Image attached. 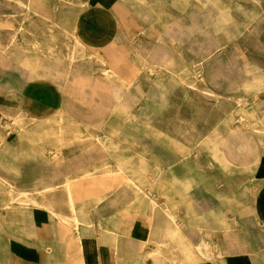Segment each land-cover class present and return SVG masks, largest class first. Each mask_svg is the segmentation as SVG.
I'll return each instance as SVG.
<instances>
[{
	"label": "rangeland",
	"instance_id": "obj_1",
	"mask_svg": "<svg viewBox=\"0 0 264 264\" xmlns=\"http://www.w3.org/2000/svg\"><path fill=\"white\" fill-rule=\"evenodd\" d=\"M30 1L6 0V20L0 23V28H7V43L0 47V65L17 68L28 80L37 76L53 78L52 81L63 78L65 86L70 81L74 88L70 87L69 98L74 104L82 103L80 99L97 97L101 92L110 100L109 104L103 105L104 108L117 110L124 116L134 114L137 120L124 122L137 126L129 128L132 133L129 135H120L119 129L116 133L108 132L101 137L103 145L84 143L88 131L82 126L36 128L46 131L45 134L51 130L53 133L47 134L48 137L29 139L22 152L38 146L44 151L79 150L88 153L103 147L106 154H110L90 160L94 162L93 168L83 166L82 160L55 163L77 164L73 165L78 173L76 180L101 175L98 180L106 181L101 184L104 199L107 189L108 195L117 193L120 207L127 211L152 210L158 203L166 202L165 211L173 222L182 220L195 224L211 216L229 219L236 215L237 208L244 201L252 200L253 191L248 189L254 185L257 164L264 153V0H176L167 1V10L144 5L137 9L135 31L123 29V36L117 34L108 46L102 48L86 47L80 42L77 51L70 53L69 47L64 50L16 46L20 40L31 44L24 40L32 37L39 41L34 42L35 45H47L48 41L52 44L61 36V23L53 24L51 16L30 6ZM48 1L67 9L84 7L80 0ZM256 2L262 6H255ZM37 17L38 22L29 24ZM210 40L216 47L215 53L199 52V49L208 48ZM107 48L114 50L117 62H109L110 57L104 50ZM92 56H100L102 61L93 60ZM196 60L206 66L202 76L194 79L195 84L201 83L206 88L199 91L201 98L194 94L192 85L177 78L184 64ZM78 62L86 66L79 67ZM150 64L160 70L150 71ZM130 65L138 70L130 69ZM116 67L121 71L117 72ZM89 73L91 82L83 84L81 77L90 76ZM118 75L123 77L121 81L127 86L119 85L114 78ZM245 81L253 92H247ZM245 95L260 102L244 107L255 134L237 133L239 129L235 127L226 132L230 123L238 125V116L242 113L238 100ZM75 116L70 114L68 117L66 113L63 116L57 112L49 119H85ZM231 116L235 117L234 121L228 120ZM0 118L7 120L8 124L3 129L9 134H0V145H4L14 136V127H9L23 130L25 121L32 117L25 115L19 106L16 113H2ZM231 136L241 141L229 144ZM100 161L104 164L102 169H98ZM121 174L144 183L141 199L129 185L119 184ZM149 175L152 180L148 179ZM2 182L7 185V202L1 203L0 222L6 231H11L2 213L12 210L10 206L14 205L20 210L30 209L32 204L37 205L36 200L31 201L32 194L42 197L48 191H17L12 180L0 178ZM71 187L66 184L70 197ZM15 262L9 254L3 252L0 255V264Z\"/></svg>",
	"mask_w": 264,
	"mask_h": 264
},
{
	"label": "crops",
	"instance_id": "obj_2",
	"mask_svg": "<svg viewBox=\"0 0 264 264\" xmlns=\"http://www.w3.org/2000/svg\"><path fill=\"white\" fill-rule=\"evenodd\" d=\"M80 1L84 7L64 8L63 12L68 20L76 21L81 42L90 48L108 46L127 19L132 26L136 25L137 9L144 7L142 0ZM148 1L153 8L167 10V1L176 0ZM170 10L173 11L172 6ZM5 20L6 0H0V23ZM38 20L33 18L29 24ZM24 41L31 44L20 40L16 46H67L62 39L53 40L52 44L48 41L47 45H33L39 42L33 37ZM6 43L7 28H0V47ZM60 86L62 83L50 79L28 80L17 68L0 65V115L16 113L20 106L25 115L32 117L21 130L24 142L15 129L14 136L5 142H10L14 151L7 152L5 144L0 145V178L12 180L17 191H48L42 197L32 194L31 201L36 200L37 205L32 204L30 209L20 210L14 205L10 206L14 210L2 213L11 231L7 232L0 222V255L9 254L16 264H264V153L256 168L254 185L248 189L253 191L252 200L244 201L229 219L211 216L195 224L173 222L165 211L166 202L158 203L157 211H127L120 207L117 193L108 195L107 189L104 199L102 182L98 180L101 175L76 180L77 164L55 163L82 160L83 166L93 168L94 162L90 160L100 158L97 151H44L37 146L22 152V145L29 138L35 140L36 134L43 133L38 138H44L53 133L51 130L45 134L46 131L36 128L97 126L96 120L69 109ZM57 112L85 119H49ZM6 121L0 118V134L8 133L3 129ZM84 143L89 144L85 140ZM66 184L73 187L69 189L73 191L72 197ZM26 185L30 188H24ZM6 192V183H0V206L7 202Z\"/></svg>",
	"mask_w": 264,
	"mask_h": 264
},
{
	"label": "bare ground",
	"instance_id": "obj_3",
	"mask_svg": "<svg viewBox=\"0 0 264 264\" xmlns=\"http://www.w3.org/2000/svg\"><path fill=\"white\" fill-rule=\"evenodd\" d=\"M141 2L147 8L150 7L148 5L149 4L148 0H142ZM253 3H254V1H253ZM254 5L258 6V7L262 6V4L258 3V2H256ZM30 6H33V7H36V8L38 7L44 14H46L47 16H51V18L53 20V22H52L53 24L61 23V27L59 28V33H60L61 36H60L59 39L65 40V44L67 46L64 47V50L68 49V47H69L70 51L68 53H70L71 51L72 52H76L77 51V46H79V44L81 42V38H80V35L77 33L76 21L73 22V21H70V20L66 19V17H67L66 13L63 12L64 6L57 5V4L56 5L52 4L48 0H32V1H30ZM123 26L124 27H120V29H119V33H118L119 37L123 36V34H122L123 28L126 31L133 32V31H135L134 27L136 25H133V27H132V23H130L129 20L127 19L126 23ZM53 36H54V34H52L51 37H53ZM33 38L35 39V37H33ZM209 42L210 43L208 45V48H205L206 50L199 49L198 51L199 52H206V55L215 53V49H216L215 45H213L212 40H210ZM33 45H35V43H33ZM39 47L40 46H38V48ZM104 50H105V52L108 53V56L110 57V61H109L110 63H114V62L118 61V59H115L116 57L113 56V53H114L113 49L107 48V49H104ZM93 57H95V56H92V58ZM93 60L101 62L102 58L100 56H98L97 58H93ZM198 62H199V60H196L194 62H190V63L187 62L186 64H184L181 67V74L177 75V78H178L179 81H183L186 84L192 85L195 88L194 89V94H197V96L199 98H201L202 97V93L199 92V91H203L206 88H204L201 83L195 84L194 83V79H197L200 76H202V73H203V71H204L206 66H205V64L198 63ZM83 64L84 63L81 64L80 62H78L76 65L81 67ZM70 68H71V66H70ZM129 68L132 69V70H138V68H136V67H134L132 65H130ZM148 69L150 71L160 70L159 67H155L152 64H150L148 66ZM115 70L117 72H120L121 68L120 67H116ZM172 71L174 72V70H172ZM84 73H88V72H84ZM190 73H192V75H189ZM86 77H81V79L84 80L83 84H87L86 82H88V81L91 82V80H92V75L91 74H90V76L87 75ZM109 77L110 76H107V78H109ZM114 78L117 80V82H119L120 86H123V87L127 86V83H124L123 81H121V79H123V77H121L120 75H118V76H116ZM33 79L34 80H36V79L37 80H43V79H47V77L37 76V78H33ZM50 79L53 80V78H50ZM67 79L68 78H66V80ZM58 81L60 83H62V85H63V86H60L61 88L59 90L61 92L63 100L68 105L69 109L72 110V111L79 112L82 116H87L88 119H90V120H96L98 122L96 124L97 126L84 128L85 130L88 131L85 134V137L88 136V138H86V140H85L86 142H88L89 144L98 143V144L103 145L104 142H103V138H101V137L103 135H105V134H108V132H112V133L115 132L116 133V132H118V129H119L120 135L132 134L131 132H129L130 131L129 128L130 127H135V126H137V124L124 122V120L125 121H130V122L137 120V117L134 114L133 115L127 114V115L124 116V115L120 114L117 110H116L117 111L116 112V111H114L112 109L104 108L103 105L109 104L110 100L108 99V97H106L107 95H103V93H101V92L98 93L97 97H93L90 100L80 99L79 101L82 102V103L74 104V101L72 100V98L71 97H70L71 99L69 98V95H70L69 90H70V87L74 88L73 85L69 84V82H70L69 81L67 83L68 86L67 85L65 86L66 83H65V81H63V78H59ZM74 81L79 82L78 79H75ZM103 81L104 80H102L101 82L103 83ZM52 82H54V81H52ZM98 82H100V81H98ZM244 84H245V88H246L248 93L253 92L252 87L250 86V84L247 83V81H245ZM72 90L75 91V89H72ZM185 90H187V89H185ZM83 94H85V93H83ZM254 100H255L254 98L251 99V98L247 97L246 95L243 98L238 100L239 105H240V109L242 110V113L238 116V118H239L238 125L236 126V125H232L230 123L231 126L228 129L225 130L226 132L233 131L232 129L235 127L237 129H239V130H237V133L238 132H242L243 134H248L250 136L255 134L253 132L254 131V127H252V123L248 119V116L246 114L247 110L244 108L248 104H250V105L251 104H254V105L255 104H260L259 101H255L254 102ZM91 102H93L92 105L88 104V103H91ZM95 102H96V104H95ZM90 113L92 115H90ZM33 118H36V117H33ZM44 118H47V117H44ZM234 119H235L234 116H231V117L228 118L229 121H234ZM118 121H120V122L118 123ZM6 126H8L7 123H6ZM14 129L16 131V134L19 136L20 140L24 142V138H23L24 135H22L21 129H19V127H14ZM99 131H100V133L102 135L99 133ZM232 133H234V132H232ZM41 134H43V133L36 134L35 136H37V137H34V138H38V136L40 137ZM230 138L231 139L228 141L229 144L236 143L235 140H240L241 141V139H236L235 136H231ZM29 139H32V138H29ZM226 146H228V145L226 144ZM165 148H166V150L168 149L170 151L169 147H165ZM4 149L7 152H12V151L15 150V147H13V145L10 142H8V143H6L4 145ZM21 150H24L23 145H22V149ZM221 150H222V148H220V151ZM106 153L107 152L104 151L103 147L98 148V150L96 152V154L99 155V157H100L99 159L104 158L105 155L110 154V153H108V154H106ZM259 161H260V158H259ZM101 164H102V162L100 161V165ZM100 165L98 166V169L99 168H101V169L104 168V164H102L103 166H100ZM121 168H123V165L121 166ZM151 169H152L153 172L155 171L154 170V166H152ZM230 169L234 170L233 168H230ZM124 177H125V175H122V174L120 175L119 180H118L119 184L124 183L125 185H129L133 189V191L136 193L137 198L141 199L142 196H143V193L145 191V189L143 188L144 183L142 181H135L134 180L135 178H130V177H127V176L125 178ZM148 179L152 180L153 177H150V175H149ZM100 180L102 181V183H106V181L104 179L103 180L100 179ZM89 182H91V180H88V183ZM108 183H110V182H108ZM71 196H73V192H71ZM226 207H227V204H226ZM196 209L198 210L197 207H196Z\"/></svg>",
	"mask_w": 264,
	"mask_h": 264
}]
</instances>
